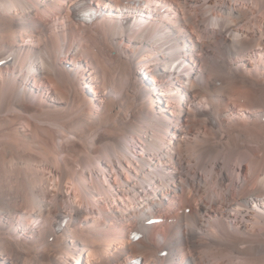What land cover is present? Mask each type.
Instances as JSON below:
<instances>
[{
  "label": "bare ground",
  "instance_id": "obj_1",
  "mask_svg": "<svg viewBox=\"0 0 264 264\" xmlns=\"http://www.w3.org/2000/svg\"><path fill=\"white\" fill-rule=\"evenodd\" d=\"M89 32L114 54L107 73ZM0 63V264H264V0H0ZM137 99L158 115L132 131L139 145L94 134ZM74 100L95 110L77 116ZM35 124L88 150L104 140L108 170L84 166L76 188L96 203L69 196ZM113 167L116 184L99 179Z\"/></svg>",
  "mask_w": 264,
  "mask_h": 264
},
{
  "label": "rangeland",
  "instance_id": "obj_2",
  "mask_svg": "<svg viewBox=\"0 0 264 264\" xmlns=\"http://www.w3.org/2000/svg\"><path fill=\"white\" fill-rule=\"evenodd\" d=\"M94 6V5H93ZM240 7H242L243 5H239ZM55 25V24H54ZM88 37H89V41L91 42H88V45H89V48H90V52L92 53V55L96 56L98 58V61L99 62V68L102 72H109V68L111 67V62H112V55L114 54H111L110 52H108L109 50L106 48L104 42L102 40H97L95 39L94 37V34L92 32H89L88 33ZM123 44V43H122ZM107 53V54H105ZM99 54V56H98ZM102 57V58H101ZM111 57V58H110ZM103 60V61H102ZM103 62V63H102ZM1 64V63H0ZM67 67V66H65ZM103 67V68H102ZM108 69V70H107ZM262 77H260L261 79ZM153 79L151 76L147 75L146 78H144V74L142 73H139V76H138V79L137 80H141V83H140V90L143 91V92H149L152 87V83L153 81L151 80ZM163 79V78H162ZM143 83V85H142ZM92 88V85L89 87V88H85L83 89V93L80 94V97H78V99L80 100H88V97L92 98L93 97V93L91 92V89ZM85 92V94H84ZM87 95V96H86ZM140 97V96H139ZM95 98V97H93ZM141 98V97H140ZM71 99V98H70ZM133 101H127V103L125 104V107H127L125 110H124V113H129L130 117L128 118L129 120L127 122H125L124 124L128 125V129L125 128V125L122 124V122L118 119V116L112 112H109V114L106 116H102L101 120H99L100 122H98L94 127H93V132L94 134L98 133L100 134L101 136H104L102 138H105V137H109V135L111 136V132H113L112 136L114 137H119V138H124V137H128V136H131L132 135V131L134 130H138L139 131V134L142 135V132L147 129L148 127H150L151 123L148 121V118L149 117H156L158 118V115H154L151 110L149 109L148 105L145 103V102H141V100L137 99L136 102H133V104H131ZM242 102L244 103V101L242 100ZM77 104L78 107H79V110H77V112L75 111V113L77 114V116H80L82 114H87L88 112L90 113L93 112L94 107L93 109L92 108H89V107H82V102L80 103V101L78 102L77 100H74V104ZM239 103H241V101H239ZM81 104V106H80ZM94 104V103H93ZM96 104V103H95ZM130 104V105H129ZM238 104V103H237ZM242 104V103H241ZM165 105V104H164ZM50 106V105H49ZM240 106V105H239ZM131 107V108H130ZM164 109H170V108H164ZM127 110V111H126ZM239 110V107H236V109L234 110L235 112L233 113V115H238L236 113H239L241 114L242 111H238ZM72 112V111H71ZM121 115V114H120ZM168 115V114H167ZM171 117V115H168ZM104 118V119H103ZM110 118V119H109ZM146 118V119H145ZM240 119V118H239ZM113 120V121H112ZM119 120V121H118ZM131 120V121H130ZM145 120V121H144ZM242 120V118H241ZM63 124H65L64 120H60ZM107 121V122H106ZM117 121V123H115ZM106 122V123H105ZM61 123V127H62V124ZM109 126H108V125ZM117 124V125H116ZM186 124V121L185 119H181L180 123L177 124V126L179 127L180 125H185ZM21 126V124L17 123V126ZM37 126V130H38V134H39V138L40 140L42 141V145H43V148H45L46 150H49L50 153H52V155L54 157H56L58 163H67L66 165H68V169L71 171V174H72V177H71V180H74L72 182H74V184L70 181L71 185L69 187V191L72 192L69 193V196L73 197V199L75 200V203H79L77 204L78 206H81L83 208L85 207H90L89 203H96V199L93 200L91 199L90 197L87 198V196L85 197V195L83 193H81L80 191H78L76 188L78 186V180H82L83 178V175H85V177L87 178H90V176L88 174H84L83 173V168L85 166L86 168V171L87 172H90V170H94V169H97L98 167L100 168H103L105 170H108V167H106V165L104 164V162H106L105 158L101 155H97V151H103V146H104V143L102 144V142H104V140H100V141H97L95 143V145L97 146H94L92 149H86L85 146H83V143L81 144H78L80 142H77L75 141L74 139H72L71 135H69L68 137L67 136H64L63 137V133H61V131H59L58 129L59 128H54V127H51L49 125H44V124H35ZM132 125V126H131ZM116 126V127H115ZM123 126V127H122ZM156 126V125H155ZM49 127V128H48ZM111 129H110V128ZM132 127V128H131ZM154 127V124L153 126ZM104 128L106 130H104ZM133 130H131V129ZM104 130V131H103ZM110 130V131H109ZM131 130V131H130ZM103 131V133H102ZM141 131V132H140ZM107 132V133H106ZM172 133H169L170 136H166V141L167 142H172L173 139H172V135H176V131L175 129H172L171 130ZM61 133L62 136H58V134ZM106 133V134H105ZM178 133V132H177ZM117 134V136H116ZM107 135V136H106ZM133 138H135V143H137V145H139L138 141L139 140V137L137 135H132ZM60 137H62V142H61V139ZM58 138V139H57ZM64 138V139H63ZM101 138V139H102ZM171 140V141H170ZM100 142V143H99ZM130 142V140L128 141ZM62 143V144H61ZM77 143V144H76ZM61 144V145H60ZM73 144V145H72ZM69 146L71 148H69ZM101 146H102V150H101ZM78 147V148H77ZM61 148V149H60ZM69 148V149H68ZM88 148V147H87ZM96 148L99 150H96ZM60 149V150H59ZM68 150V151H67ZM76 150V152H75ZM80 150V151H79ZM87 150H88V153H87ZM62 151V152H61ZM72 151V152H71ZM79 152V154H78ZM83 152V153H82ZM93 152V154H92ZM56 154V155H55ZM66 154V155H65ZM72 154H73V157H72ZM96 154V155H95ZM68 155V156H67ZM71 155V156H70ZM76 155V156H75ZM80 155V156H79ZM80 158H79V157ZM85 158H83V157ZM97 157H100V160L99 158ZM75 158V159H74ZM79 158V159H77ZM85 159V160H84ZM73 160V161H72ZM75 160V161H74ZM79 160V161H78ZM81 160V161H80ZM92 160V161H91ZM96 160V161H95ZM68 161V162H67ZM103 161V162H102ZM71 165H70V164ZM89 163V164H88ZM107 163V162H106ZM65 165V164H64ZM65 165V166H66ZM89 165V166H88ZM71 166V168H69ZM114 169H110L109 171V176H105L104 175L102 177L99 176V179L101 178V180H103L105 182V179H111V185H114V183L116 184L117 183V180H118V176L119 174H116V172L118 173L119 169L118 167H113ZM89 170V171H88ZM113 171V172H112ZM118 175V176H117ZM82 176V177H81ZM75 179H76V182H75ZM113 182V183H112ZM73 188V189H72ZM72 189V190H71ZM79 195V196H78ZM75 196V197H74ZM81 197V198H80ZM85 199H83V198ZM95 198H98V197H95ZM80 200V201H79ZM82 200V201H81ZM84 200V201H83ZM95 201V202H94ZM179 201V200H178ZM82 202V203H81ZM83 202H85V204H83ZM88 204H87V203ZM106 203V202H104ZM104 203H100V208L103 209V210H108L111 208H117L118 206L120 207V202H115L117 203L116 206L110 204L108 205L107 203L104 204ZM83 204V206H82ZM92 206V205H91ZM118 207V208H119ZM181 208V205L176 204V208H175V212L176 213H183V210L182 209H179ZM96 210V209H95ZM188 210V209H187ZM174 212V211H173ZM188 212V211H186ZM165 219V221H161L162 219H155V220H152L150 222V225H153L155 224L156 227H158L156 230H154L155 232L157 233H163L164 232V229L163 227H161V225H168L171 223V221L168 220L169 218V215H164V217H162ZM173 219V218H171ZM168 220V221H167ZM109 223V224H108ZM107 225H104L103 227L109 229V227L113 228L112 225H110L111 223L108 222ZM173 224V223H171ZM110 225V226H109ZM52 240V239H51ZM50 240V242H51ZM152 240V243L156 240ZM101 247V245L99 246V248ZM166 256V255H165ZM161 257H164V256H161Z\"/></svg>",
  "mask_w": 264,
  "mask_h": 264
}]
</instances>
